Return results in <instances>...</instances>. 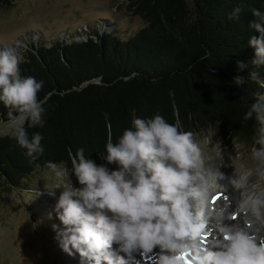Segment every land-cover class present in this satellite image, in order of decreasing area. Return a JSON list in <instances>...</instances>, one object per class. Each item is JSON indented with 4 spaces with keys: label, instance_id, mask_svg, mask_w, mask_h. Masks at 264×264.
<instances>
[{
    "label": "trees",
    "instance_id": "1",
    "mask_svg": "<svg viewBox=\"0 0 264 264\" xmlns=\"http://www.w3.org/2000/svg\"><path fill=\"white\" fill-rule=\"evenodd\" d=\"M13 1L0 0V6ZM122 2L147 24L126 41L95 30L81 42L59 40L25 49L20 75L43 81L38 99L46 109L43 127H25L29 138L42 135L45 151L33 159L12 130L0 136V191L28 190L24 183L46 162H63L71 170L69 152L75 155L81 148L87 159L114 167L103 159L109 134L118 142L134 115L179 121L194 139L216 129L223 142L236 139L251 153L256 121L244 116L255 93L264 89L250 73L257 70L264 78V66L256 69L251 63L255 50L249 40L260 33L250 25L261 22L252 10L264 13V0ZM237 7L240 18L229 20ZM240 62L246 68L240 69ZM7 112L0 103V126L7 124Z\"/></svg>",
    "mask_w": 264,
    "mask_h": 264
},
{
    "label": "clouds",
    "instance_id": "2",
    "mask_svg": "<svg viewBox=\"0 0 264 264\" xmlns=\"http://www.w3.org/2000/svg\"><path fill=\"white\" fill-rule=\"evenodd\" d=\"M242 9H233L228 19L238 20ZM253 15L264 22V13L253 9ZM253 22L250 27L259 32L252 36L249 46L255 50L251 63L264 66V26ZM17 48L20 45H16ZM21 58L13 50L0 51V103L7 109V126L11 136L37 159L43 155V137L28 136V127H43L46 109L38 99L43 81L21 77ZM240 69L246 68L243 62ZM251 81L264 89V78L254 70ZM242 84L243 80L237 78ZM244 120L256 121L251 156L254 169L243 171L230 180L235 189H242L253 174L256 192L239 204L240 211L254 219L247 226L228 225L223 209L210 208V196L222 186L225 177L205 167V157L192 132L181 130L177 121L170 124L161 115L132 119L113 143L109 134L106 143L108 163H118L119 170L109 171L87 159L84 150L69 152L71 173L82 189L74 188L69 169L63 162H46L45 167L56 181L52 189L63 188L56 210L65 230L57 231L62 250L69 256L79 253L84 261L94 264H126L119 251L130 259L132 253L142 255L160 248L158 264H182L190 257L192 264H264V238H258L253 225L264 226V93H255ZM227 199V197H225ZM111 213V216L108 213ZM218 233L213 248L204 246L201 238L209 222ZM54 230L56 226H53ZM74 250V251H73Z\"/></svg>",
    "mask_w": 264,
    "mask_h": 264
},
{
    "label": "rangeland",
    "instance_id": "3",
    "mask_svg": "<svg viewBox=\"0 0 264 264\" xmlns=\"http://www.w3.org/2000/svg\"><path fill=\"white\" fill-rule=\"evenodd\" d=\"M146 26L139 16H133L128 11L122 0H14L12 6H0V51L11 49L23 59L25 49L31 44H51L59 40L69 42L70 39L81 42L95 30L101 33L108 30L126 41ZM77 35L80 38H76ZM11 130L7 124L1 125L0 136ZM195 140L203 151L205 167L225 177L218 181L222 187L210 196V208L223 209L228 225L247 226L254 218L240 211L239 204L256 192L254 185L257 178L254 174L250 176L242 189H235L230 183L243 171L255 168L247 144L238 143L236 139L223 142L216 129L199 134ZM96 164L101 166L100 162ZM108 169L110 172L117 171L119 165L115 163ZM69 172L73 187L82 189L84 186L79 184L75 174L71 170ZM55 183L44 167L24 183V188L28 190L0 191V264H82L79 253L73 250L74 255L69 256L57 239V231L65 230V226L56 210L63 188L50 190ZM217 195L220 199L213 203V197ZM220 201L222 205H219ZM230 205L232 210L226 212ZM239 214L241 218L237 221ZM108 215L111 216V213ZM54 225L57 230H54ZM253 228L257 237L264 238V226L255 224ZM217 235L210 221L201 243L213 248ZM111 250L117 254L119 249L112 247ZM141 251L135 253L147 264H154L159 259V247L147 255H142ZM129 259L124 258L126 262ZM191 262L188 257L182 264ZM83 264H86L85 261Z\"/></svg>",
    "mask_w": 264,
    "mask_h": 264
},
{
    "label": "bare ground",
    "instance_id": "4",
    "mask_svg": "<svg viewBox=\"0 0 264 264\" xmlns=\"http://www.w3.org/2000/svg\"><path fill=\"white\" fill-rule=\"evenodd\" d=\"M14 52V51H13ZM219 205H222V202L220 201L219 202ZM232 210V205H230V206H228L227 208H226V212H228V211H231ZM240 218H241V214H239L238 215V217L236 218V220L237 221H240ZM217 233V232H216ZM258 238H262V237H260V236H258ZM202 240V239H201ZM204 241V240H203ZM112 247H118V249H119V245L118 244H116V243H113V245H112ZM155 250V249H154ZM153 250V251H154ZM117 254L119 255V256H123L124 258H126V259H129L128 257H126L122 252H120L119 250L117 251ZM139 257L140 256H138L137 255V253H135V252H133L132 253V258H131V260L129 259V262H126V264H147V263H145L143 260H140L139 259ZM134 259V260H133ZM159 260V259H158ZM158 260H157V262L155 261L154 262V264H158ZM131 262H133V263H131ZM85 263L86 264H89V262H87V261H85ZM92 264H94V262H91ZM192 263V262H191ZM149 264V263H148Z\"/></svg>",
    "mask_w": 264,
    "mask_h": 264
},
{
    "label": "snow or ice",
    "instance_id": "5",
    "mask_svg": "<svg viewBox=\"0 0 264 264\" xmlns=\"http://www.w3.org/2000/svg\"><path fill=\"white\" fill-rule=\"evenodd\" d=\"M219 199H220V195H217V196L213 197V201L212 202L215 203ZM233 218H235V217H233Z\"/></svg>",
    "mask_w": 264,
    "mask_h": 264
},
{
    "label": "water",
    "instance_id": "6",
    "mask_svg": "<svg viewBox=\"0 0 264 264\" xmlns=\"http://www.w3.org/2000/svg\"><path fill=\"white\" fill-rule=\"evenodd\" d=\"M8 47H10V44H8Z\"/></svg>",
    "mask_w": 264,
    "mask_h": 264
}]
</instances>
